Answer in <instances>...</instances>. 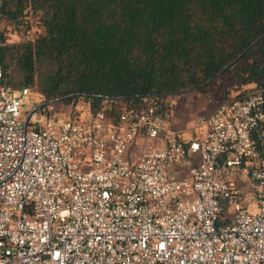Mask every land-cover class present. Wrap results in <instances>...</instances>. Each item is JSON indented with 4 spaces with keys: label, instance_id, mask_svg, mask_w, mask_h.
<instances>
[{
    "label": "built area",
    "instance_id": "1",
    "mask_svg": "<svg viewBox=\"0 0 264 264\" xmlns=\"http://www.w3.org/2000/svg\"><path fill=\"white\" fill-rule=\"evenodd\" d=\"M39 98L0 59V264H264V93L186 136L155 101L112 121Z\"/></svg>",
    "mask_w": 264,
    "mask_h": 264
},
{
    "label": "trees",
    "instance_id": "2",
    "mask_svg": "<svg viewBox=\"0 0 264 264\" xmlns=\"http://www.w3.org/2000/svg\"><path fill=\"white\" fill-rule=\"evenodd\" d=\"M25 16L38 34L9 43L0 29V59L9 85L15 66L43 100L83 99L95 113L108 99L116 121L153 101L167 112L163 99L189 88L213 108L249 83L264 93V0H0L6 25Z\"/></svg>",
    "mask_w": 264,
    "mask_h": 264
},
{
    "label": "rangeland",
    "instance_id": "3",
    "mask_svg": "<svg viewBox=\"0 0 264 264\" xmlns=\"http://www.w3.org/2000/svg\"><path fill=\"white\" fill-rule=\"evenodd\" d=\"M27 22L24 27L12 28L10 25H6L4 21L0 20V29L5 31L6 41L9 43H16L26 40H31L39 32V28L30 19L29 16L24 18ZM20 76L15 66L9 69V82L12 88H20L17 85V81ZM32 88L36 90V86ZM253 87L244 85L238 90L231 92V97H238L240 93L245 94L252 90ZM37 94L38 91H36ZM40 100L43 97L39 98ZM163 102L167 105V115L162 118L163 124L166 127L171 128L180 135L199 134L201 131L196 127V120L198 118L206 117L212 113L216 108H213V102L208 92H200L194 88L186 89L175 95L168 96L163 99ZM53 109L57 114L65 117H73L77 115L86 116L90 112L89 104L83 99H78L76 102H63L61 100H53ZM156 144L155 141L147 139L143 134H140L131 146L128 148V155H139L147 145Z\"/></svg>",
    "mask_w": 264,
    "mask_h": 264
},
{
    "label": "crops",
    "instance_id": "4",
    "mask_svg": "<svg viewBox=\"0 0 264 264\" xmlns=\"http://www.w3.org/2000/svg\"><path fill=\"white\" fill-rule=\"evenodd\" d=\"M246 86H249V87H254V83H249V84H246Z\"/></svg>",
    "mask_w": 264,
    "mask_h": 264
}]
</instances>
